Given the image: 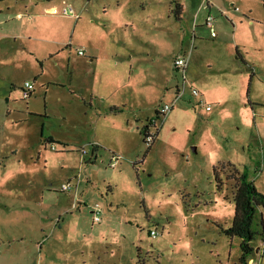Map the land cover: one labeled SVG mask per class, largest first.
I'll return each mask as SVG.
<instances>
[{
  "label": "rangeland",
  "instance_id": "1",
  "mask_svg": "<svg viewBox=\"0 0 264 264\" xmlns=\"http://www.w3.org/2000/svg\"><path fill=\"white\" fill-rule=\"evenodd\" d=\"M198 1L178 19L173 0H0V264H244L222 228L238 173L264 194V0ZM189 52L203 97L188 90L148 148L138 128L181 87L174 59ZM78 173L76 196L61 191ZM252 227L246 263L264 264L263 207Z\"/></svg>",
  "mask_w": 264,
  "mask_h": 264
},
{
  "label": "trees",
  "instance_id": "2",
  "mask_svg": "<svg viewBox=\"0 0 264 264\" xmlns=\"http://www.w3.org/2000/svg\"><path fill=\"white\" fill-rule=\"evenodd\" d=\"M146 127L148 126H144L140 130L142 135L146 132ZM213 172L217 182V189L221 190L216 168L213 169ZM236 173L238 172L236 171ZM236 180V185L232 191V199L234 202L232 222L230 226L222 228V231L228 237L237 236L241 239L240 261L246 264L247 256L254 251V247L251 243L257 233L252 227L253 219L259 207L264 208V194L258 191L253 180H251L245 172L241 174L238 173ZM262 235L264 237V230L262 231Z\"/></svg>",
  "mask_w": 264,
  "mask_h": 264
},
{
  "label": "built area",
  "instance_id": "3",
  "mask_svg": "<svg viewBox=\"0 0 264 264\" xmlns=\"http://www.w3.org/2000/svg\"><path fill=\"white\" fill-rule=\"evenodd\" d=\"M207 1V0H205ZM53 13H57L56 9H53L52 10ZM68 12H70L71 14H74V11L73 9L70 7L69 9L68 8H64L63 9V14H68ZM76 17L78 15L74 14ZM212 20H213V16L212 15H208L207 18H206V25L209 27L210 29V32H211V36H215L216 32L214 30V27H213V23H212ZM77 52L81 55L84 54V51L83 49H78ZM188 61H189V55L186 54V55H183V56H177L175 59H174V67L175 69L181 74V78H182V84H181V87L178 88V93L174 99L173 102H170V103H165L161 106H159L157 109H156V114H157V117L158 119L162 120L167 114L169 111H171V109L173 108L174 106V103L175 101L181 96V94L184 92L185 90V87H186V69H187V66H188ZM34 89V85L32 82L30 81H25L22 88H21V97L23 99H28L32 93ZM190 91L191 93L194 95V96H197L199 95V90L193 86H191L190 88ZM207 109L210 108V105H207L206 106ZM153 125H155L154 121H153ZM153 138H154V131H150L149 128L146 130V132L144 133L143 135V142L146 144V145H150L151 142L153 141ZM50 148L53 149V150H57V146L56 144H53L51 143L50 144ZM123 158V156L121 154H117V153H112L110 155V158H109V161H108V166L110 167H115L117 166V164L119 163V161ZM71 189H75V183L71 180H67L65 182L62 183L61 185V190H64V191H69ZM91 208V211L92 213H94V221H99L100 220V217H99V211H100V208L98 207V204H95V205H91L90 206ZM150 236L151 237H156L157 236V230L155 229H151L150 230ZM246 264H256L254 263L251 259L246 263Z\"/></svg>",
  "mask_w": 264,
  "mask_h": 264
},
{
  "label": "crops",
  "instance_id": "4",
  "mask_svg": "<svg viewBox=\"0 0 264 264\" xmlns=\"http://www.w3.org/2000/svg\"><path fill=\"white\" fill-rule=\"evenodd\" d=\"M173 2H174V6H173V8L171 9L173 12H174V14H175V16H176V18H178V19H183V17H184V12L186 13V9H188L189 8V5H188V3H187V0H173ZM197 10H200V9H204V10H208V11H210V9L213 7V4H212V2L210 1V0H207V1H205V0H201L200 2L198 1L197 2ZM72 8V7H71ZM73 9V8H72ZM217 9L219 10V13L220 14H222V15H224L225 17L227 16V10L226 9H224V8H219V7H217ZM74 11V10H73ZM74 14H76L75 12H74ZM74 14H72L70 17H72V18H78V16L76 17ZM77 15V14H76ZM208 15H212L210 12H208L207 13V16ZM207 16L204 18V22H203V24L207 27V28H209L207 25H206V18H207ZM215 21H216V19H215V17L213 16V20H212V23H213V27H214V30H215V32H216V26H215ZM210 30V29H209ZM210 35H211V32H210ZM216 35V34H215ZM200 39V38H199ZM234 40H235V38H234ZM67 47H71L70 45H66ZM83 46H78V47H75V50H76V52H77V50L78 49H83L82 48ZM61 50V49H60ZM83 51H84V49H83ZM78 53V52H77ZM79 54V53H78ZM188 54V53H187ZM79 55H81V54H79ZM189 61H190V52H189ZM82 56H85V57H88V60H92L93 58L91 57V56H86L85 55V52H84V54L82 55ZM189 61H188V65H189ZM175 68V67H174ZM187 68H188V66H187ZM177 71V70H176ZM178 72V71H177ZM179 73V72H178ZM254 75V74H253ZM251 78L252 77H250V80H251ZM191 83L189 82V80H188V78H187V69H186V87H185V90H184V92L181 94V96L175 101V103H174V106H173V108L176 106V104H177V102L185 95V93L188 91V90H190V88H191ZM194 87V86H193ZM178 88H180L179 86L178 87H176V89H175V91H174V94H173V97L170 99V101L169 102H166V103H170V102H173L174 101V99H175V97H176V95H177V93H178ZM200 92V91H199ZM34 93V89H33V91H32V93H31V95H30V97L32 96V94ZM203 97V94L200 92L199 93V95H197L196 97ZM29 97V98H30ZM28 98V99H29ZM203 99L202 98H200V100H199V105H201V104H203V103H205V102H203L202 101ZM200 101H202V102H200ZM163 104H165V103H163ZM163 104H161V105H163ZM160 105V106H161ZM208 105V104H207ZM115 109V111H119V110H121V109H119V108H117V107H114ZM158 108V107H157ZM156 108V109H157ZM173 108L171 109V111L173 110ZM156 109H155V115H154V117L153 118H151V119H149V120H147L146 122H145V124H143V126H142V128L144 127V126H148V127H146V130L149 128V130L150 131H154V138H153V141L151 142V144L150 145H146L145 143V145H146V147H150L151 145H152V143L155 141V138H156V135L158 134V131H159V128H158V126H157V120H159L158 119V117H157V112H156ZM170 112V111H169ZM168 112V113H169ZM165 118V117H164ZM163 118V119H164ZM162 119V120H163ZM161 120V121H162ZM153 121H154V123H155V125H153ZM142 128H138V130H139V132H140V130L142 129ZM141 134V133H140ZM142 135V134H141ZM142 140H143V135H142ZM57 145V144H56ZM89 147H90V154H91V156L94 158V159H96L97 158V154H98V151H99V149H100V144H99V141L98 140H96V141H94V142H92V143H90L89 144ZM84 150H85V146H84V148H83ZM57 150H59L58 149V146H57ZM87 153V152H86ZM112 153H115V152H113V151H111V150H109V153L107 154V156H106V164L108 165V161H109V158H110V155L112 154ZM121 161H122V159L119 161V163L117 164V166L118 165H120V163H121ZM117 166H115V167H117ZM110 167V166H109ZM68 180H71V181H73L74 183H75V190H74V197L76 196V194H77V187H78V185H79V180H80V174L78 173V174H73L72 176H70L69 178H68ZM61 189V188H60ZM61 191H64V190H61ZM91 209V208H90ZM92 212V211H91ZM257 246V245H256ZM255 246V247H256ZM258 247H256V251H258Z\"/></svg>",
  "mask_w": 264,
  "mask_h": 264
}]
</instances>
